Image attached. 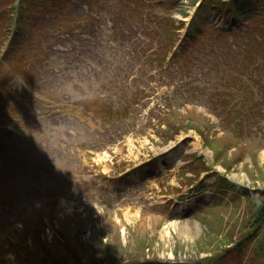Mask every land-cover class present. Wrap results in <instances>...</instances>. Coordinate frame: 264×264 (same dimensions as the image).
<instances>
[{
	"label": "rangeland",
	"instance_id": "374dc122",
	"mask_svg": "<svg viewBox=\"0 0 264 264\" xmlns=\"http://www.w3.org/2000/svg\"><path fill=\"white\" fill-rule=\"evenodd\" d=\"M263 190L264 0H0V264H264Z\"/></svg>",
	"mask_w": 264,
	"mask_h": 264
},
{
	"label": "trees",
	"instance_id": "16d2710c",
	"mask_svg": "<svg viewBox=\"0 0 264 264\" xmlns=\"http://www.w3.org/2000/svg\"><path fill=\"white\" fill-rule=\"evenodd\" d=\"M240 0H232V3L234 6L237 7V3ZM243 2V0H241ZM196 2L192 3V6H195ZM161 4V3H160ZM202 5V3H201ZM200 5V6H201ZM240 9H237V11H239ZM187 16V15H186ZM184 16V17H186ZM214 31H218L220 33H225L223 30L215 28ZM248 195L250 196L251 193H248ZM259 198V207L257 208V212H255V215L258 217V223H264V190L263 191H259L258 195H257V199Z\"/></svg>",
	"mask_w": 264,
	"mask_h": 264
}]
</instances>
